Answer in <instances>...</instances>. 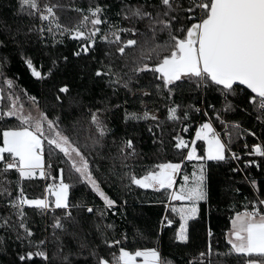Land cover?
Returning a JSON list of instances; mask_svg holds the SVG:
<instances>
[{
	"label": "snow or ice",
	"instance_id": "1",
	"mask_svg": "<svg viewBox=\"0 0 264 264\" xmlns=\"http://www.w3.org/2000/svg\"><path fill=\"white\" fill-rule=\"evenodd\" d=\"M118 3L116 21L106 14L110 6L97 2L87 9L74 8L79 18L69 27L60 20L58 13L64 6L59 0H44L43 3L41 0H19L20 12L38 19L39 24L0 29V48L15 45L31 75L38 79L50 75L52 70L43 73L34 65L31 56L24 55V47L31 42L33 35L46 46L48 37L55 46L62 42L60 38L68 35L79 41L78 50L72 53L75 57L90 55L98 41L107 45L101 50L102 55L92 57L97 66L85 72L94 84H103L101 93L104 99L99 106L92 102L84 103V96L89 91L87 88L72 96L70 84L61 81L53 86V110L50 112L47 108H40L35 96L29 97L30 103L26 105L22 100V95H27L26 90L18 95L14 80L3 78L8 89L7 92L0 89V203L7 213L0 215V230L4 232L0 236V246L4 245L6 238L14 235L24 248L17 253L21 264L34 257L42 258L44 264H173L154 247L130 249L122 245L121 240L110 239L106 235V230L113 225H104L102 221L109 210L115 209L117 200L104 190L106 181L95 174L99 163L95 169L92 166L96 162L93 152L98 146H103L102 141L111 132L101 118L110 110L106 89L116 96L121 90L133 92L136 86L141 97L153 94L145 88L153 89L166 101L165 120L182 124L184 132L189 130L186 122L191 119V112L207 117L196 126L191 140L184 139L179 132L172 136L176 150H187L184 160L200 161L198 172L194 171L191 179L184 174V182L178 186L176 176L181 172L183 160L159 163L143 175L130 170L128 162L136 155L131 138L122 139L116 154L108 158L112 167L107 175L116 177L125 188L136 185L156 191L163 189L168 201L178 202L167 207L179 216V228L175 232V239L179 242L189 240L187 222L198 215L199 203L210 198L205 162L239 161L241 156L230 147L233 134L237 138L246 132L256 135L254 131L243 129L238 122L229 125L224 121L221 110L207 103V93L214 91L223 98L225 112L235 107L228 98L243 93L241 102L252 107L258 113L256 119L264 122V0H118ZM137 37H143V43ZM128 48L138 49L139 54L129 56ZM58 59H52L54 67ZM62 59L67 62L68 57L63 56ZM6 62L7 57H4L0 67ZM149 73L152 79L146 85H140L142 77ZM183 85H188V90L197 94V103L182 105L175 102V95L177 91H183ZM65 97H68V108L71 110L75 106L86 111L90 125L96 129L95 134L83 142L77 132L80 121L77 119L64 125L63 117L55 114L56 107L63 108ZM199 103H207V108L213 110V116L225 128L227 142L222 140L208 111L199 107ZM110 107L117 109L121 105ZM158 111L159 108L155 112L146 109L142 113L125 109L124 122L151 120L153 124L149 125L148 132L153 136L157 131L163 135L164 122L156 115ZM12 118L14 122H10ZM198 140L203 141L202 155H197ZM244 147L249 156L264 158V142L253 143L250 147L245 144ZM46 149L49 156L63 155L62 162L69 166L68 175L75 173L77 181L90 189L102 201V206L71 202L69 192L72 185L65 182V169L58 168L60 175L53 176L51 163L45 164ZM252 165L259 167L256 160L244 161L245 167ZM231 171L236 172L238 168ZM9 174L16 176L15 181L9 179ZM37 178L50 179L51 182L46 183L41 196L29 198L23 182ZM251 184L255 186L256 180L252 179ZM250 204V208L245 206L244 210L236 211L231 217L230 227L225 233L226 251L214 250L210 239L206 250L198 253L199 264H232L228 258L233 255L244 257L243 264H264V198L258 196ZM25 206H34L41 214L52 213L51 241L45 237L33 245V231L26 223ZM57 210L62 214L57 215ZM74 210L77 216L73 215ZM82 210L99 221H94V226L102 237L101 244L109 250L118 246V253L101 254L100 245L89 239L91 234L83 233L82 228L77 230ZM164 220L168 225L173 224L167 216ZM207 235L213 237L211 228ZM63 237L75 241V250ZM50 242L55 245L51 255L46 250ZM214 255L218 258L216 261L212 259ZM195 259L197 257L189 259L187 264H193Z\"/></svg>",
	"mask_w": 264,
	"mask_h": 264
},
{
	"label": "trees",
	"instance_id": "2",
	"mask_svg": "<svg viewBox=\"0 0 264 264\" xmlns=\"http://www.w3.org/2000/svg\"><path fill=\"white\" fill-rule=\"evenodd\" d=\"M43 2L44 0H41V3ZM51 2H56V0H51ZM97 2L110 6V10L106 13L107 16L113 21L118 20L115 16L120 7L118 0H59V3L64 6L58 13L61 22L71 27L79 18V13L75 12L74 8L87 9L90 4L94 6ZM19 9V0H0V29L6 26L15 28L18 25L39 24L38 19L34 20L32 17L21 13ZM137 39L143 43V37H137ZM60 41L62 42H57L53 46L51 37H48L46 46L44 42L37 40L36 35H33L31 42L24 47V55L32 57L33 63L38 70L43 73H48L49 69L52 70L51 74L43 79H38L31 75L15 45L0 48V62L3 61L4 57H7V62L0 67V89H4L7 92L8 86L3 83V78L12 79L18 95H22L26 90L27 95H22L23 101L35 96L39 100L40 108H47L51 112L53 110V86L63 81L70 84L72 96H75L77 92H83L87 88L89 91L84 96V103L92 102L99 106L104 99V94L101 93L103 84L99 82L94 84L91 79L85 76V72L97 66L93 62L92 57L102 55L101 50L105 49L107 45L98 41L95 50L90 55L75 57L72 53L78 50L79 41L69 38L68 35L60 38ZM127 53L129 56L139 54L138 49L133 48H128ZM63 56L68 57L67 62L62 59ZM57 58H59L58 63L54 67L51 61ZM151 79L150 73L143 76L140 80V85H146ZM182 87L183 91H177L175 95V102L182 105L197 103V94L194 91L190 92L188 85H183ZM145 90L153 94L141 97L136 86H134L133 92L121 90L116 96L112 95L110 89L105 90L110 110L105 112L101 118L105 120L111 132L102 141L103 146H98L93 152L96 162L92 166L95 169L96 163H99V170L95 174L101 180L106 181L103 184L104 190L109 196L117 200V206L115 209L108 211L102 223L104 225H113L111 229L106 230L108 238L121 240L122 245L130 249L154 247L163 258L173 261V264H187V261L193 257H197V259L193 260V264H199L198 253L206 250L210 239L214 250L219 252L226 251L225 233L229 228L232 215L236 211L244 210L245 206L250 208V201L258 196L259 198H264V158L258 155L249 156L247 154L248 150L244 147L245 144L250 147L253 143L264 142V122L256 119L258 113L252 107L241 102L243 93L240 96H230L228 98L235 107L234 110L227 112L223 111L224 101L218 93L214 91L207 93V103H211L216 109L221 110L225 121L229 123L238 122L243 129L254 131L256 135L252 136L246 132L237 138L233 134L230 144L231 150L241 155V159L238 161L240 164L238 171H231V169L237 168L232 159H228L225 162H205L207 190L210 198L207 202L201 201L199 203L200 211L198 215L187 222L189 240L187 242H179L175 239V232L180 222L179 216L172 213L171 208L167 207L168 204L173 202L167 200V193L163 189L156 191L154 189H143L136 185H132L129 189L125 188L116 177L107 175L108 170L112 167V161L108 158L116 154L117 148L124 138H131L134 142L136 155L130 158L128 163L130 170L137 175L145 174L146 171L152 170L159 163L167 161L177 163L184 158V150H176L173 147L175 141L172 140V136L176 135L178 129L183 125L166 121V108L164 107L166 101L156 95L153 89L145 88ZM141 100H143V103H141ZM207 103L203 104L209 115H211L213 110L207 108ZM115 104H120L121 107L111 109L110 106ZM157 108H159V111L156 112V115L164 122L165 131L163 135L158 131L156 136L148 132L149 125L153 124L151 120H130L127 124L124 122L125 109L128 112L142 113L146 109L155 112ZM245 108H247L246 111L244 110ZM55 114L63 117L64 125L70 124L77 119L80 121L77 125V132L81 142L96 132V129L89 123L90 117L86 111L75 106L71 110L68 108V97H65L63 108H55ZM190 116L191 119L186 123L189 124L191 129L198 118V114L193 111ZM10 122H14V118ZM227 141L228 138L225 139V142ZM196 147L199 148L198 155H202L203 144L200 143ZM96 153H99V156ZM63 159L62 154L49 156L46 149L45 164L51 163L52 172L56 175L58 168L65 169V182L72 185L69 192L71 202L77 203L79 201L102 206V201L84 184L77 181L75 173L68 175L67 169L69 166L62 162ZM249 159L256 160L259 167L255 165L245 167L244 161ZM190 162H183V168L176 182L178 178L180 179L182 173L190 171L192 168L190 167ZM116 165L119 167L118 160ZM9 179L15 181L16 176L9 174ZM252 179L257 182L255 186L251 184ZM47 181L39 178L24 181L23 186L29 198L41 196L46 183H48ZM124 183H127V181L125 180ZM12 187L15 188L14 183ZM24 211L26 223L33 231V245H35L36 241L45 239V237H48L51 241L52 228L50 225L52 223V213L41 214L34 206H25ZM6 213L7 210L0 203V215ZM56 214L61 215L62 213L57 210ZM73 215H78L75 210ZM165 216L173 220L172 225L167 224L166 220H164ZM79 217L81 218L80 226L77 230L82 228L83 233H90L89 239L100 245L99 251L101 254L107 255L110 251L118 253L117 246L109 250L106 245L101 244L102 237L96 232L94 226V221L99 222L95 216L82 210ZM162 220H164L163 224L161 223ZM209 228L213 232V237L211 238L207 235ZM57 234L60 235L59 232ZM3 235V230H0V236ZM125 236L127 237L126 241ZM63 238L75 250V241H72L70 237ZM23 250L24 248L15 240L14 235L6 238L4 245L0 246V264H21L18 261L17 253ZM46 250L51 255L55 250L54 243H48ZM212 259L216 261L218 258L214 255ZM228 259L232 261V264H243L245 258L233 255ZM23 264H44V261L40 257H34L31 261H24ZM55 264H58V262H55Z\"/></svg>",
	"mask_w": 264,
	"mask_h": 264
},
{
	"label": "built area",
	"instance_id": "3",
	"mask_svg": "<svg viewBox=\"0 0 264 264\" xmlns=\"http://www.w3.org/2000/svg\"><path fill=\"white\" fill-rule=\"evenodd\" d=\"M199 107H201V108H205L206 109V107L204 106V104L203 103H201V104H199L198 105ZM198 114V118H197V120L195 121V123L192 125V128L190 129V126H189V130L187 131V132H184V131H182V127L183 126H181L179 129H178V132H179V134L184 138V139H186V140H191L193 137H194V134H195V128H196V126L199 124V123H201V122H203V120L204 119H207V117H204L203 115H202V113H197ZM209 117H211L212 118V120H213V127L216 129V131L221 135V138H222V140H224L225 141V139L226 138H228L227 136H225L224 135V132H225V128H224V126L221 124V122L219 121V120H216L215 119V117L213 116V114H211V115H209ZM225 121V120H224ZM227 122V121H226ZM229 125L230 124H232V123H229V122H227ZM249 134H250V132H248ZM251 135V134H250ZM233 152H236V151H234V150H232ZM237 153V152H236ZM237 154H239V153H237ZM187 155V150H184V156H186ZM240 155V154H239ZM241 156V155H240ZM183 161L184 162H187L188 160H184V158H183ZM233 162L235 163V165H236V167L237 168H240V164H239V162L238 161H235V160H233ZM48 163H50V162H48ZM47 163V164H48ZM182 165H181V170H182ZM177 175H179V173L177 174ZM177 177V176H176ZM51 182V181H50ZM49 183V182H48ZM118 247V246H117Z\"/></svg>",
	"mask_w": 264,
	"mask_h": 264
},
{
	"label": "rangeland",
	"instance_id": "4",
	"mask_svg": "<svg viewBox=\"0 0 264 264\" xmlns=\"http://www.w3.org/2000/svg\"><path fill=\"white\" fill-rule=\"evenodd\" d=\"M26 101V100H25ZM25 101H23L24 103H26V105H28L29 103H30V101H29V99H27V101L25 102ZM203 144V141H197V144L196 145H198V144ZM198 151H199V148L197 147V155H198ZM188 161H191L190 163H191V166L190 167H192L191 169H190V171L188 172V173H182L181 174V177H180V179L178 178V181L176 182V185L178 186L180 183H183L184 181L182 180V177H183V175L184 174H187V175H189V177H190V179H191V177H192V173L194 172V171H197L198 172V165H199V163H200V161H197V160H195V159H193V160H188ZM52 174H53V176H59L60 175V173L57 171V173H56V175H55V173H53L52 172ZM177 177H178V175H177ZM177 177H176V179H177ZM51 180L49 179L47 182H50ZM44 190V189H43ZM173 203H178V202H173Z\"/></svg>",
	"mask_w": 264,
	"mask_h": 264
},
{
	"label": "crops",
	"instance_id": "5",
	"mask_svg": "<svg viewBox=\"0 0 264 264\" xmlns=\"http://www.w3.org/2000/svg\"><path fill=\"white\" fill-rule=\"evenodd\" d=\"M233 215H234V214H233ZM233 215H232V216H233ZM230 220H231V219H230ZM229 227H230V224H229ZM178 228H179V227H178Z\"/></svg>",
	"mask_w": 264,
	"mask_h": 264
}]
</instances>
